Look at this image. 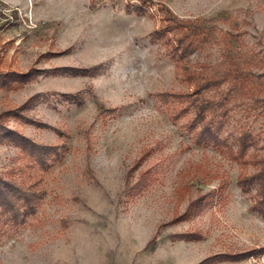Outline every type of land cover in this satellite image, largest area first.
I'll list each match as a JSON object with an SVG mask.
<instances>
[{
    "label": "rangeland",
    "instance_id": "rangeland-1",
    "mask_svg": "<svg viewBox=\"0 0 264 264\" xmlns=\"http://www.w3.org/2000/svg\"><path fill=\"white\" fill-rule=\"evenodd\" d=\"M137 1L0 0V72L28 74L0 89V117L62 154L24 170L19 148L0 144V174L42 194L25 225L0 233V264H264L255 192L237 185L255 167L194 146L181 126L191 114L173 120L174 103L154 97L187 88L151 40L161 5L214 24L217 38L188 64L220 73L224 32L237 34L233 53L264 57V0H143L144 15L127 13ZM248 104L233 106L221 136L233 145L248 128V153L263 157L264 116L247 115ZM18 110L23 118L12 116Z\"/></svg>",
    "mask_w": 264,
    "mask_h": 264
},
{
    "label": "trees",
    "instance_id": "trees-1",
    "mask_svg": "<svg viewBox=\"0 0 264 264\" xmlns=\"http://www.w3.org/2000/svg\"><path fill=\"white\" fill-rule=\"evenodd\" d=\"M145 1L126 5L125 11L135 15H144ZM163 16L159 27L153 31L151 40L160 42L167 57L174 63L181 83L186 92L158 93L154 97L162 103L173 102L171 117L173 120L186 119L181 125L196 147H213L226 149L236 161H243L255 167L253 174L241 176L237 185L242 192L254 190L255 200L252 211L264 219V156L248 153L256 143L248 128H242L229 144L221 133L231 121L234 105L249 103L246 114L259 110L264 116V57L255 52L231 51L230 39L237 36L231 31L221 34L223 47V69L214 73L209 63L196 61L188 64L194 53H201L207 45L217 38V27L199 20H181L167 7L161 5ZM88 74V71L85 70ZM28 78L26 73L0 72V89H14L21 86ZM66 96V95H65ZM67 97V96H66ZM74 102H80L76 96H69ZM78 102V103H79ZM109 111V109H106ZM11 114L5 115L10 116ZM4 116V117H5ZM12 116L20 118V110ZM12 144L19 148L22 155L21 168L44 170L54 162L61 160L58 148L36 145L20 133L9 129L0 117V144ZM42 194L35 182L28 185L18 183L15 179L5 178L0 174V233L7 225L18 228L26 224L28 219L37 212Z\"/></svg>",
    "mask_w": 264,
    "mask_h": 264
}]
</instances>
